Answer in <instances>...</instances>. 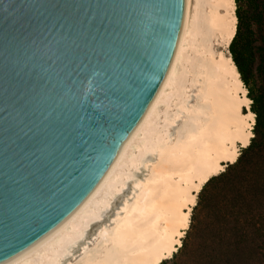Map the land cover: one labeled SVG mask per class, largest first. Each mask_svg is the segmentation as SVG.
<instances>
[{"label":"water","instance_id":"water-1","mask_svg":"<svg viewBox=\"0 0 264 264\" xmlns=\"http://www.w3.org/2000/svg\"><path fill=\"white\" fill-rule=\"evenodd\" d=\"M195 0H0V264L114 181L169 92Z\"/></svg>","mask_w":264,"mask_h":264},{"label":"bare ground","instance_id":"bare-ground-1","mask_svg":"<svg viewBox=\"0 0 264 264\" xmlns=\"http://www.w3.org/2000/svg\"><path fill=\"white\" fill-rule=\"evenodd\" d=\"M236 30L235 0H196L171 88L114 181L40 252L13 264H161L173 256L196 194L254 136L252 101L225 52Z\"/></svg>","mask_w":264,"mask_h":264},{"label":"trees","instance_id":"trees-1","mask_svg":"<svg viewBox=\"0 0 264 264\" xmlns=\"http://www.w3.org/2000/svg\"><path fill=\"white\" fill-rule=\"evenodd\" d=\"M235 2L237 30L229 50L252 98L254 137L201 190L199 197L212 182L221 185L206 208L209 220L196 246L188 243V231L172 257L183 254V264H264V0ZM258 78L263 89L254 93Z\"/></svg>","mask_w":264,"mask_h":264},{"label":"rangeland","instance_id":"rangeland-1","mask_svg":"<svg viewBox=\"0 0 264 264\" xmlns=\"http://www.w3.org/2000/svg\"><path fill=\"white\" fill-rule=\"evenodd\" d=\"M195 3H196V0H195V2H194V5H195ZM208 5H210L209 3L205 6V7H207L206 9H209L210 8V6H208ZM236 5H237V2H236ZM243 8H245V6L243 7ZM228 50H229V48H228ZM227 54H229V52H230V50L227 52V51H225ZM231 53V52H230ZM244 85V87L247 89V95L249 96V98L251 99V101H252V98H251V95H249V91H248V87L245 85V84H243ZM254 89H255V91H254V93H257V92H262V89H263V86H262V82H261V79H257V82L254 84ZM251 104H252V102H251ZM250 109H251V107H250ZM252 110V109H251ZM253 111V110H252ZM255 113V112H254ZM256 115V114H255ZM255 119H256V116H255ZM256 124V123H255ZM253 128H254V126H253ZM253 133H254V131H253ZM254 137V136H253ZM241 150H240V154L242 153V151L244 150V148L243 147H241L240 148ZM239 158V157H238ZM229 164H232V163H226V166H225V170L226 169H228V167H229ZM143 173H146V171H143ZM222 173V172H221ZM140 176L142 175V174H139ZM206 185V184H205ZM204 185V186H205ZM203 186V187H204ZM220 188H221V185L218 183V182H212L211 183V185L208 187V189L206 190V192L204 193V195L203 196H201V197H199L200 196V192L199 193H197L196 194V205H197V203H199V205H198V207L196 208V210H193L194 209V207L196 206H194L192 209H191V211H190V226H189V228L185 231V234H184V236H183V238H185L186 236H187V232L189 231V235H188V239H187V241H188V243L190 242L194 247L196 246V244H197V242H198V239L200 238V236H202L203 235V232H204V230H205V226H207V223H208V220H209V214H208V209H206L207 208V206H210V202H212V196L215 194V193H217V191H219L220 190ZM203 189V188H202ZM129 191L130 190H127L126 192H125V195L124 196H126L128 193H129ZM123 196V197H124ZM123 197H121L120 199H118L116 202H115V204H114V207L115 208H118L120 205H121V203H122V200H123ZM114 213V212H113ZM112 212H111V215L113 214ZM194 213V216H192V214ZM183 238H182V244H183ZM181 247V246H180ZM179 247V248H180ZM179 248L177 249V251L179 250ZM176 251V252H177ZM175 252V253H176ZM174 253V254H175ZM173 254V255H174ZM183 255V254H182ZM181 255V253H179L178 254V257L176 258V257H174V258H172L173 256H171L169 259H166V260H164V263L163 264H183V256ZM185 260V259H184ZM161 263V264H162Z\"/></svg>","mask_w":264,"mask_h":264}]
</instances>
